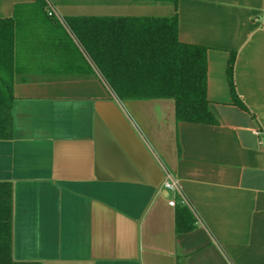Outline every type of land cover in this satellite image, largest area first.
Returning a JSON list of instances; mask_svg holds the SVG:
<instances>
[{
    "label": "crops",
    "instance_id": "obj_1",
    "mask_svg": "<svg viewBox=\"0 0 264 264\" xmlns=\"http://www.w3.org/2000/svg\"><path fill=\"white\" fill-rule=\"evenodd\" d=\"M35 1L0 0V19L18 24L19 39L12 131L0 138L12 257L264 264V0H50L62 25L64 17L176 14L178 39L206 48L211 124L176 121L170 99L118 100L86 56L47 57L41 41L52 31ZM231 56L246 109L231 102ZM155 157L180 181L189 231H176Z\"/></svg>",
    "mask_w": 264,
    "mask_h": 264
},
{
    "label": "trees",
    "instance_id": "obj_2",
    "mask_svg": "<svg viewBox=\"0 0 264 264\" xmlns=\"http://www.w3.org/2000/svg\"><path fill=\"white\" fill-rule=\"evenodd\" d=\"M34 14L52 31L41 41L45 55L60 60L65 51V58L74 53L85 63L86 56L118 100L170 99L176 121L216 122L206 96V48L178 39L176 14L64 17L62 25L48 13L45 0L35 1ZM17 26L11 18L0 19V138L10 137L12 131ZM233 65L231 56L226 68L231 102L246 109L235 90ZM174 214L176 231L193 227L194 217L186 205L177 201ZM0 264H39L12 257V189L7 182H0Z\"/></svg>",
    "mask_w": 264,
    "mask_h": 264
},
{
    "label": "built area",
    "instance_id": "obj_3",
    "mask_svg": "<svg viewBox=\"0 0 264 264\" xmlns=\"http://www.w3.org/2000/svg\"><path fill=\"white\" fill-rule=\"evenodd\" d=\"M45 3L48 13L59 19L60 17L57 14L56 9L54 5L51 3V1L45 0ZM261 18L264 23V9ZM155 158L158 164L160 165L163 173L161 187L165 189L168 193H170V196L167 199L168 205L174 207L177 201L184 205L188 204L184 194L182 193L179 179L173 174V172L166 165L162 163L159 157H155Z\"/></svg>",
    "mask_w": 264,
    "mask_h": 264
},
{
    "label": "water",
    "instance_id": "obj_4",
    "mask_svg": "<svg viewBox=\"0 0 264 264\" xmlns=\"http://www.w3.org/2000/svg\"><path fill=\"white\" fill-rule=\"evenodd\" d=\"M170 102H172L173 103V101L172 100H170ZM173 116H174V103H173ZM175 118V117H174Z\"/></svg>",
    "mask_w": 264,
    "mask_h": 264
},
{
    "label": "rangeland",
    "instance_id": "obj_5",
    "mask_svg": "<svg viewBox=\"0 0 264 264\" xmlns=\"http://www.w3.org/2000/svg\"><path fill=\"white\" fill-rule=\"evenodd\" d=\"M91 1H102V0H91Z\"/></svg>",
    "mask_w": 264,
    "mask_h": 264
}]
</instances>
